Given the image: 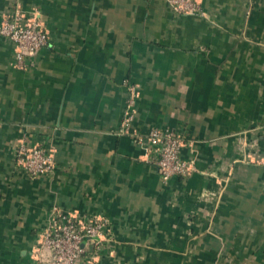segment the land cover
Segmentation results:
<instances>
[{
    "label": "crops",
    "instance_id": "obj_1",
    "mask_svg": "<svg viewBox=\"0 0 264 264\" xmlns=\"http://www.w3.org/2000/svg\"><path fill=\"white\" fill-rule=\"evenodd\" d=\"M197 2L0 0V24L37 12L49 36L21 68L0 34V264L50 263L56 209L106 220L84 264H264V0ZM151 129L184 139L189 175L161 177ZM22 142L53 170L29 175Z\"/></svg>",
    "mask_w": 264,
    "mask_h": 264
},
{
    "label": "built area",
    "instance_id": "obj_2",
    "mask_svg": "<svg viewBox=\"0 0 264 264\" xmlns=\"http://www.w3.org/2000/svg\"><path fill=\"white\" fill-rule=\"evenodd\" d=\"M177 13L203 15L197 0H167ZM0 34L15 45V65L24 68L27 61L47 46L48 32L40 15H25L18 10L0 24ZM134 93L128 108L133 112ZM133 114L126 113L122 131L128 129ZM137 142L152 158L164 180L174 175L187 176L193 170L190 160L183 158L181 148L184 139L172 130L151 129L147 135H138ZM17 162L31 176L51 172L53 155L41 145L19 143L15 149ZM150 158V159H151ZM107 223L105 219H80L56 209L48 225L39 234L38 253L45 249L53 252L52 261L47 264H84L88 249L99 251Z\"/></svg>",
    "mask_w": 264,
    "mask_h": 264
}]
</instances>
